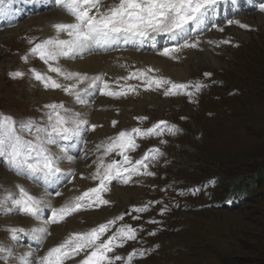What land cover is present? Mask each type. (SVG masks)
I'll return each mask as SVG.
<instances>
[{
    "label": "rangeland",
    "instance_id": "374dc122",
    "mask_svg": "<svg viewBox=\"0 0 264 264\" xmlns=\"http://www.w3.org/2000/svg\"><path fill=\"white\" fill-rule=\"evenodd\" d=\"M5 1L0 0V32L7 25L5 19L11 17L5 14ZM33 1L35 5L36 1ZM262 3L264 0H258L256 10L246 11L245 15L239 17L251 14L264 16V11L259 7ZM227 16L211 25L217 28L221 26L223 31L213 28L216 33L213 32L212 38L214 34H217V38L214 39L215 43L208 46L220 59V66L209 65L205 60L198 61L191 75L182 79L168 78L178 83L201 82L206 86L199 92L189 89L193 92L192 96H165L163 88L149 92L141 86L139 94L108 98L115 102H131L134 106L137 105V98L147 91L153 94L162 92L163 101L168 102L163 110L158 103H148L145 108H127L124 122H121L120 112L114 110L117 118L110 122L113 133L107 134L102 141L121 130L134 126L146 129L161 120L180 129L175 135L164 131L160 136L137 139L139 147L129 153L133 160L139 159L150 148H159L164 155L148 161L149 171L154 172V176H134L132 181L141 179V183L138 181L121 186L138 190L128 204L110 201L108 220L124 214V219L118 221L116 227L120 224L141 226L136 240L116 249V254L125 258L134 249L147 250L143 258L137 254L132 264H264V182L257 186L251 184L247 189L255 178L251 176L262 174L264 177V25L252 26L247 23L250 29H243L235 23L236 18ZM229 20L233 23L229 24ZM36 27L34 24L25 25L15 36L0 40V113L10 114L17 120L34 118L44 123V105L62 101L68 106L69 99L53 95V99L46 102L39 98V89L62 95L65 93L58 89L45 90L33 78L32 69L48 72L47 65L31 54L35 43L50 37L46 31ZM239 32H245L248 38H242ZM225 40L230 43H222ZM191 50L199 52L203 49L199 46ZM25 56L29 57L27 61ZM18 71L24 73L23 77L13 78L11 74ZM205 73H211V76H205ZM48 74L56 77L55 73ZM154 74L158 76V71ZM122 76L126 75H119L118 78ZM136 81L133 79L127 83H140ZM63 96L68 98L67 94ZM129 104L126 106L129 107ZM116 107L112 106L111 110ZM100 113L108 112L103 110ZM110 117L92 124L103 128ZM137 117H147V120H138ZM112 121L118 122L115 127ZM88 132L82 133V137L88 136ZM113 158L121 159L115 153L107 159ZM2 165L0 160V167L4 169ZM81 174L85 177L87 173H79L78 177L83 181ZM2 181L0 176V197L8 189L3 187ZM97 183L94 181L92 187H96ZM76 185L82 186L78 182ZM111 185L112 189L114 183ZM30 189L35 192L34 188ZM104 194L106 199L107 194ZM150 201L160 203L151 204L150 210L145 213L132 211L134 207ZM162 209L164 212L161 215ZM136 216L140 219H134ZM5 217L0 214V218ZM150 220L158 223H149ZM98 224L88 225L84 231ZM153 231L156 234L149 235ZM8 235L2 226L0 242L8 244L7 241H11ZM24 241L17 244L15 250L20 251V247L25 245ZM79 259L81 257H76V260ZM70 263L71 260L67 262ZM118 263L125 264L124 261Z\"/></svg>",
    "mask_w": 264,
    "mask_h": 264
},
{
    "label": "snow or ice",
    "instance_id": "6c2138e0",
    "mask_svg": "<svg viewBox=\"0 0 264 264\" xmlns=\"http://www.w3.org/2000/svg\"><path fill=\"white\" fill-rule=\"evenodd\" d=\"M54 3L72 19L54 23V34L35 43L31 48L32 56L38 57L47 65L48 72L31 70L33 78L39 81L45 90H61L73 97L74 103L86 105L89 102L86 94L96 89L100 90L101 95L120 98L139 94L138 89L141 86L151 91L163 88L165 96H192L193 92L189 89L199 92L206 86L201 82L178 83L163 76L152 75L158 70L150 67L136 69L127 76L109 80L105 79L107 73L104 72L89 75L86 72L67 70L61 60L82 58L95 47L143 44L161 35L182 41L172 47H164L160 52V55L176 60L178 56L175 54L182 49L199 47L200 40L192 39L190 28L205 21L221 0H113L111 3L107 0H54ZM260 10L264 11V3L260 5ZM228 23L232 24L233 21L229 20ZM235 23L250 29L249 25L238 20ZM219 30L223 31V28ZM222 43L230 41L225 40ZM28 58L25 56V61ZM49 72L55 73L56 77L49 75ZM11 75L13 78H22L24 73L18 71ZM205 76H211V73H205ZM133 79L140 83H127ZM44 108V123L34 118L17 120L10 114L0 113V160L8 171L16 176H23L26 180H32L44 187L43 192L33 193L29 186L17 183L13 186L14 190L5 189V194L0 197V214L22 215L38 222L30 227L3 226L9 234L8 238L16 242L10 246L0 242V254H4L3 259L14 258L17 264H67L70 260L74 264H116L117 261L132 264L137 254L143 258L147 254L144 249H134L126 258L116 254L117 248L136 240L138 231L141 230L129 224L116 227L117 222L124 219V214L88 230L70 232L61 242L39 257L31 246L23 253L14 255L16 245L24 237H30L43 244L52 235V224L63 223L75 213L109 205L111 202L104 199L103 194L110 190L113 180L129 184L134 176H154L155 173L149 171L148 161L163 156L164 153L159 148H150L139 159L133 160L129 153L139 147L137 139L160 136L164 131L175 135L180 131L176 125L161 120L150 128L134 127L107 137L95 146L96 152L99 153L93 161L95 170L89 177H84L83 174L80 177L97 181V186L72 196L59 207H54L51 197L62 196L63 193L58 189L53 193L48 191V188L62 183V177L65 175L74 179L75 169H66L63 162L71 164L78 158L70 154L67 146L61 147L59 141L81 137L82 133L89 129L94 131L98 125L90 123L87 113L66 106L62 101L46 104ZM137 119L147 120V117ZM117 123L112 121L113 127ZM51 145H56L58 151H53ZM113 153L121 159L108 160ZM153 203L160 202L150 201L146 205L134 207L132 211L148 212ZM45 209L50 210V219H42ZM163 212L164 209L160 214ZM134 219L140 217L136 216ZM149 223L158 221L150 220ZM113 228L116 230L112 231ZM155 234L154 231L149 233ZM76 257L81 259L76 260Z\"/></svg>",
    "mask_w": 264,
    "mask_h": 264
},
{
    "label": "bare ground",
    "instance_id": "6f19581e",
    "mask_svg": "<svg viewBox=\"0 0 264 264\" xmlns=\"http://www.w3.org/2000/svg\"><path fill=\"white\" fill-rule=\"evenodd\" d=\"M35 1V5H33V3H35L33 0L5 1V14H10L11 17L10 19H5L7 20V25L4 28L5 30L3 32H0V40L10 35L15 36L16 34H18L19 31H21L22 27L31 24H34L35 26H37L36 28H40L41 30L46 31L49 36H52L54 34V29L52 28V25L54 23L60 21H70L72 19L65 12H63L58 5L54 3V0ZM233 1L235 2L236 0ZM239 1L240 4L236 6L237 8H243V6L245 5L249 7L252 6L255 2H257V0ZM107 2L111 3L113 2V0H107ZM221 6L222 4H220V7ZM217 18L218 16H214L213 19L211 18V20L205 21L202 26L207 27L211 25L213 21ZM240 20H245L246 23H249L252 26L255 24L264 25L263 14H251L248 16L240 17ZM201 27L200 25H194L190 28V32L193 40L196 38L200 40L199 46H201L203 50H200L198 52L192 51L188 48H184L179 53H177L178 59L176 60L162 56L160 55V52L163 50L164 47H171V45L182 43V41L179 39H170L167 35H161L155 37L152 40L145 41L143 43L145 44L144 48H139L138 44H121L109 48L95 47L91 52L85 53L82 58L61 60V64L67 70L86 72L89 75H95L104 72L107 73V76L105 78L109 80H115L116 78H118L119 75L127 76L129 72H134L136 71V69H144L149 67L152 69L155 67L156 70H158V76L160 75L166 78H169L171 76L174 79H182L187 75L192 74L190 72L197 67L198 61L202 62L203 60H205L209 65H213L216 67L220 66V59L213 54V51L209 50V47L206 46V41L212 38L213 33L208 34L206 36H202ZM239 33L242 38H248L245 32ZM214 38H217V34H214ZM116 56H119V58ZM150 91L151 90H149V92ZM38 92L40 94L39 98H43L42 101L46 102L53 99V95L61 99H69L67 105L73 107L77 111L87 113V118L89 119L91 124L92 122H103L105 117L111 116L110 121L103 125V128H100L98 126L94 131L91 129L85 131V134L90 131L88 132V136L85 135V137H73L70 140L59 141L61 147L67 146L70 149V154L76 155L78 157L71 164H69L67 161L63 162V166L66 169H75L77 176H75L76 178L73 183V179H69L68 176H64L62 177V183L53 185L48 188V191L50 192L54 193L55 190L58 189L63 193L62 196L53 195L51 197L54 207H59L61 204L64 203L65 200L71 198L72 196L79 195L85 190H87L89 187L94 186V181L92 183V180L87 178H85L83 181H80L78 175L79 173H87L85 177H89L91 173L95 170L96 165L93 163V161H95L98 156V153H96L95 150V146L99 144L107 134L109 135L113 133V131L110 130V122L112 119L117 118V115L114 112L119 111V116H122L121 122H124V113L127 108H145L146 104L148 103H158L161 106V110H163L165 108L166 102H168L163 101L164 99H162L161 97L162 92L153 94L148 93L146 91L142 93L143 95H141L140 97H136L138 102L137 105L134 104L133 106L129 101L130 99L128 100L130 104L123 100L115 102L114 100H108V98H110L109 96L101 95L100 90H90L86 94V98L89 101L88 104L81 105L74 103V98L69 95L67 96L68 98H66L63 96L65 94L62 95L58 92H46L44 90L41 91L40 89ZM127 104H129V107H127ZM112 106L117 107L111 110ZM103 110L107 111L108 113H100ZM50 147L53 151H58L56 145H51ZM75 152H77V154ZM85 154H87L86 158H84ZM2 167H4V169L0 167V176H2L3 187L13 189L14 184L19 183L29 186L30 188H34V193L43 192L44 187L42 184L36 183L32 180H26L23 176H16L14 173L8 171L4 164L2 165ZM138 181L141 183V179H136L134 182H132L135 183ZM76 182H78V185L82 184V186L78 187L76 185ZM133 189L134 188L131 186L122 188L119 185V182H116L114 187L112 189L110 188V190L106 192V199H110L109 201L115 200L117 203L124 202V204H128L130 202L131 197L135 196L138 191ZM109 209L110 204L102 206L99 211H97L96 209L81 211L68 217L63 223L52 224L50 226L52 235L49 236L47 240L43 242V244H40L38 241L32 240L30 237H24L23 240H25V245L20 247V251L15 250L14 255H19L23 253L24 251L28 250L29 246H31V248L35 251L36 256L39 257L45 254L49 248L61 242L70 232L84 231V229L88 225H95L102 221L108 220L110 216ZM42 219H50V210L46 209L44 211V213L42 214ZM37 223V221H34L30 217L15 214L7 215V217L5 218H0V228H2V226L4 225L14 224H24L23 227H30L35 226ZM12 242L14 241H7L8 244H4H6V246H10L13 245ZM3 255L4 254H0V264H17L14 258L6 260L3 259ZM70 264H74V262L71 261Z\"/></svg>",
    "mask_w": 264,
    "mask_h": 264
},
{
    "label": "trees",
    "instance_id": "16d2710c",
    "mask_svg": "<svg viewBox=\"0 0 264 264\" xmlns=\"http://www.w3.org/2000/svg\"><path fill=\"white\" fill-rule=\"evenodd\" d=\"M261 175H262V174H261ZM261 175L251 176V178H253V177H255V178H253V180L250 181V184H248L247 189L251 187V184H255V185L257 186V184H261V183H263V182H264V177H263V175H262V176H261ZM243 187H244V186H243ZM244 189H245V188H244Z\"/></svg>",
    "mask_w": 264,
    "mask_h": 264
}]
</instances>
